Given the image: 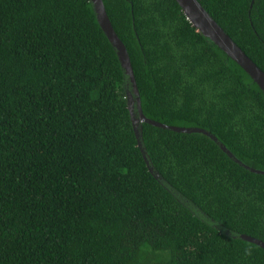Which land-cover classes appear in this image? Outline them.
Returning a JSON list of instances; mask_svg holds the SVG:
<instances>
[{"label":"trees","instance_id":"trees-1","mask_svg":"<svg viewBox=\"0 0 264 264\" xmlns=\"http://www.w3.org/2000/svg\"><path fill=\"white\" fill-rule=\"evenodd\" d=\"M147 118L215 135L264 172V93L176 0H103ZM264 71V0H198ZM252 6V7H251ZM155 168L264 242V175L210 137L144 124ZM0 264H264L150 172L89 0H0Z\"/></svg>","mask_w":264,"mask_h":264},{"label":"water","instance_id":"water-1","mask_svg":"<svg viewBox=\"0 0 264 264\" xmlns=\"http://www.w3.org/2000/svg\"><path fill=\"white\" fill-rule=\"evenodd\" d=\"M94 13L97 17V21L104 31L105 35L111 42L116 54L121 63L124 87L126 92V98L128 102V109L131 116L132 125L138 140L139 148L144 156V159L148 165L150 172L155 178L166 188L181 204H183L189 211H191L195 217H197L203 223L211 226L219 231L221 234L230 237L232 239L247 241L261 246L264 249V242L255 239L251 236L241 234L233 231L221 223L217 222L192 200L187 198L183 193L174 188L155 168L151 157L148 153L145 141H144V124H150L159 128H163L169 131L177 133H201L210 137L218 146L237 164L247 169L250 172L256 174H263V171L256 170L245 165L241 162L215 135L211 132L199 128H186V127H174L168 126L157 121L147 118L144 114L142 107V99L138 83L136 80L134 68L131 62V58L127 47L117 35L109 15L107 13L103 0H89ZM187 16L188 20L193 26L202 33L205 37L210 39L219 49L226 53L233 61H235L260 87L264 93V71L251 59L247 54L235 43V41L224 31V29L214 20L210 13L203 7L198 0H176ZM254 4V0L252 6ZM251 6V7H252Z\"/></svg>","mask_w":264,"mask_h":264}]
</instances>
